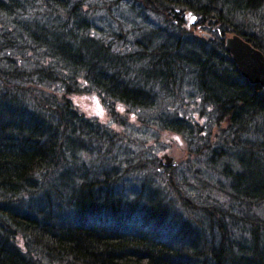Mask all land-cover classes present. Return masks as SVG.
<instances>
[{
	"label": "trees",
	"instance_id": "16d2710c",
	"mask_svg": "<svg viewBox=\"0 0 264 264\" xmlns=\"http://www.w3.org/2000/svg\"><path fill=\"white\" fill-rule=\"evenodd\" d=\"M232 34L264 54V0H0V264H264V89ZM188 71L201 125L172 113L161 128L187 140L191 175L173 196L143 177L129 198L112 130L69 95L98 93L114 117L111 103L174 97Z\"/></svg>",
	"mask_w": 264,
	"mask_h": 264
},
{
	"label": "rangeland",
	"instance_id": "374dc122",
	"mask_svg": "<svg viewBox=\"0 0 264 264\" xmlns=\"http://www.w3.org/2000/svg\"><path fill=\"white\" fill-rule=\"evenodd\" d=\"M122 5L126 11L127 9L129 10L132 16L135 15L137 17L139 9H131L128 8L129 5L127 7L124 4ZM191 18L192 14L189 13L184 17L185 22L187 21L185 25L190 28V33L204 38L209 37L210 33L204 23L196 18L193 20ZM245 18L246 20H243L244 24L250 21L248 17L245 16ZM137 20H141L149 27L154 26L155 23H160V19L153 15H149L146 18L142 15L137 17ZM181 81V89L177 91L174 97H164L154 107L149 109L131 108L111 103L114 117H111L110 108L98 93L69 95V99L77 111L86 117L104 123L105 126L112 130L114 147L108 155L113 156L114 162L118 163L119 192L128 195L129 198L139 193V185L143 177H150L151 182L163 186L168 196L170 194V196H173L174 192L171 190L170 180H173V178L178 179L180 175L183 178L185 174L187 176L191 175L188 173V162L193 154L190 155V158L187 156L189 155L187 140L179 134L166 132L161 128L163 127L161 124L165 121V115L168 116L172 113L185 115L187 117L185 119L189 123L193 122L192 125L197 123L201 125L198 115L203 106H201L199 94L194 91L196 84L192 72L187 74ZM168 137L173 140H169ZM164 152L173 155L177 164L178 161L180 162L177 170L170 172L168 170L160 171L162 162L159 156ZM89 157V155L88 157L84 156L86 160ZM140 158H143L142 162L134 164ZM82 160L83 156L79 159V162H82ZM133 168H137V171H134ZM189 180L195 183L193 178ZM183 187L186 188L188 186L186 184ZM185 190L189 195L194 191L192 189Z\"/></svg>",
	"mask_w": 264,
	"mask_h": 264
},
{
	"label": "water",
	"instance_id": "95a60500",
	"mask_svg": "<svg viewBox=\"0 0 264 264\" xmlns=\"http://www.w3.org/2000/svg\"><path fill=\"white\" fill-rule=\"evenodd\" d=\"M195 16H192V20ZM224 47L230 53L240 74L252 84H259L264 89V54L250 42L237 34L224 37ZM169 140H173L168 137ZM163 164L176 166L177 161L168 152L160 155ZM162 171V169H160Z\"/></svg>",
	"mask_w": 264,
	"mask_h": 264
}]
</instances>
